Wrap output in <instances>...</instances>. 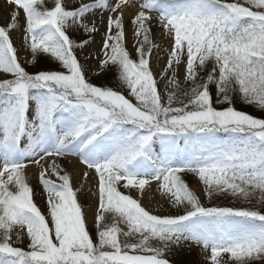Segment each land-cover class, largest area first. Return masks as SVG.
<instances>
[{
	"label": "snow or ice",
	"instance_id": "6c2138e0",
	"mask_svg": "<svg viewBox=\"0 0 264 264\" xmlns=\"http://www.w3.org/2000/svg\"><path fill=\"white\" fill-rule=\"evenodd\" d=\"M6 4L0 264H264V0Z\"/></svg>",
	"mask_w": 264,
	"mask_h": 264
},
{
	"label": "rangeland",
	"instance_id": "374dc122",
	"mask_svg": "<svg viewBox=\"0 0 264 264\" xmlns=\"http://www.w3.org/2000/svg\"><path fill=\"white\" fill-rule=\"evenodd\" d=\"M74 2V0H73ZM7 12H8V6L6 4V0H0V24H4L6 22V16H7ZM107 18V13H104V19L106 21ZM98 27L100 28V32L102 33L105 30V25L103 23H100L99 21H97ZM128 47L130 51H133L134 54V50L132 49V35H131V25H128ZM13 39L16 43L17 46H19L20 43V34L19 33H13ZM100 40H101V36L99 33L96 34L95 37V43L91 46L90 50H94L95 52L99 51V45H100ZM23 55V53H22ZM156 53H153L152 59H151V63L154 66V70H158L157 69V59H156ZM161 58L159 61V66H163L166 57L163 56V54H160ZM48 67H55V65L53 64H48L46 65ZM92 66H95V61L92 62ZM31 71V69H30ZM97 77L93 76V82L94 79H96ZM97 83V82H95ZM101 83V82H100ZM237 107H240V105L238 104ZM248 111H250L253 115L259 116L260 113L258 111H256L253 108H249L247 109ZM71 159V164L68 165V168L70 171L79 169L81 166L75 161L74 158H70ZM35 171V170H33ZM31 183L33 184L35 190H36V203L38 206L41 207V209H44L45 206V198L44 195L41 191V186L38 184L37 179L34 175H31ZM185 179L189 182V184L198 190V182L197 179L194 178L193 176L189 175L186 176ZM80 182V178L79 177H75L74 178V183ZM132 195L135 197L137 195L136 192H133ZM81 201L85 204V205H89V204H94V198H90L88 196L87 193H84L81 195L80 197ZM142 204L146 209L149 210H157L160 209V211L157 214H168L169 213V208L168 205L165 203L164 199L161 197L160 193L158 191H155L154 188L152 190H146L143 200H142ZM91 211L90 214V218L88 219L89 221V226H91L92 223V210L88 209ZM183 256H188L187 258L183 257ZM169 259L172 261V264H186V262H188L189 260L191 261V264H207L206 262V258H205V253H203L201 251V249L199 247H192L190 250L189 249H181L178 252H176L175 254H169ZM185 262V263H184Z\"/></svg>",
	"mask_w": 264,
	"mask_h": 264
},
{
	"label": "trees",
	"instance_id": "16d2710c",
	"mask_svg": "<svg viewBox=\"0 0 264 264\" xmlns=\"http://www.w3.org/2000/svg\"><path fill=\"white\" fill-rule=\"evenodd\" d=\"M94 82H97V83H100V82L107 83L108 80L105 79V78H103V77H100V78H96V79H94ZM183 257L187 258L188 256H183ZM187 259H188V258H187ZM191 261H192V260H189L188 262H186V264H191ZM184 263H185V262H184Z\"/></svg>",
	"mask_w": 264,
	"mask_h": 264
},
{
	"label": "bare ground",
	"instance_id": "6f19581e",
	"mask_svg": "<svg viewBox=\"0 0 264 264\" xmlns=\"http://www.w3.org/2000/svg\"><path fill=\"white\" fill-rule=\"evenodd\" d=\"M90 214H91V211L89 210V212H88V219L90 218Z\"/></svg>",
	"mask_w": 264,
	"mask_h": 264
}]
</instances>
